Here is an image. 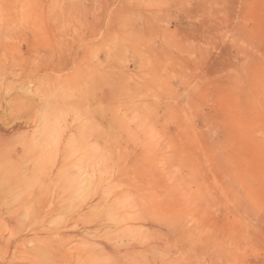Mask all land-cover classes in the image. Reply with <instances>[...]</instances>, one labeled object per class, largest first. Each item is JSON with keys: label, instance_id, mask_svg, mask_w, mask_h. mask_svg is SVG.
<instances>
[{"label": "rangeland", "instance_id": "obj_1", "mask_svg": "<svg viewBox=\"0 0 264 264\" xmlns=\"http://www.w3.org/2000/svg\"><path fill=\"white\" fill-rule=\"evenodd\" d=\"M45 116L84 195L0 197V264H264V0H0V130Z\"/></svg>", "mask_w": 264, "mask_h": 264}, {"label": "bare ground", "instance_id": "obj_2", "mask_svg": "<svg viewBox=\"0 0 264 264\" xmlns=\"http://www.w3.org/2000/svg\"><path fill=\"white\" fill-rule=\"evenodd\" d=\"M52 91V90H49ZM52 92H50L49 94V98L47 97L48 100H50L49 102H52V97L51 94ZM58 102V101H57ZM60 110L62 111V114L65 113V109L67 107V101L65 98H61L59 100V105ZM50 107H52V105L50 104ZM59 115V114H58ZM43 117V116H41ZM38 120V119H37ZM51 119H48V116H45L43 120H40L41 126L43 125V129L40 131V129H38L37 131H34L31 139L30 138H26L25 135L22 136V138L20 140L18 136H16V134L19 133L18 129L19 126L16 125L15 126V130L14 131H5L4 129L0 130V197L7 195L11 192H21V190L23 188L27 187V191L26 193H30L31 195L26 199V203L31 202L35 197L36 198H41L40 196H35L36 192L33 191H40L42 192L44 195L46 193H48L49 191L53 192L55 191H66V188L68 189V195L63 196V199H61L60 202H62V205H66L70 202H72L73 200H77L79 197H81L82 195H84V191H81L80 189L76 190V189H72L73 186H71L70 189V182L67 181V179L69 178V176L67 175V173L65 172V166L67 165V157H66V150H67V146L66 143L64 144V142H61L60 144H56L54 143V141L52 140V135H51V129H52V123L50 122ZM3 128V127H2ZM68 128V124L66 122V120L64 119L63 122V127H60V129H56L58 134L62 135L63 138H65V132L67 131ZM21 132V131H20ZM44 140V142L42 143L41 140ZM20 141H22L21 146L19 147V143ZM23 150V152L25 154H21V151ZM59 150L60 153V161H61V166L62 167L61 170H57L55 173L53 171V168H49L50 165H48V163L53 159V155L56 151ZM22 152V153H23ZM21 156L23 157V159H21ZM26 161L27 164H30L33 166L32 171L30 172V175H40L43 174L45 175V173L48 172L47 169H51V172L53 174V177L55 175V181L54 178H52V181H44L41 180V178H37L35 180V184L31 185V184H25L22 180L19 174H16L15 176H12L13 179L12 180H5V176H6V169H11L14 170L13 167L15 165H19V163ZM52 164V163H51ZM25 165V164H24ZM58 167V166H57ZM18 169V168H16ZM56 169V168H55ZM17 172V170H16ZM9 173V172H8ZM13 173V172H12ZM19 173V172H18ZM26 173V172H25ZM24 173V174H25ZM5 174V175H4ZM9 177V176H8ZM34 181V180H33ZM30 186V187H28ZM21 188V189H20ZM74 188V187H73ZM20 189V190H19ZM54 189V190H53ZM18 190V191H17ZM62 192V193H63ZM38 193V192H37ZM49 194V193H48ZM46 194V195H48ZM51 194V193H50ZM60 194V193H59ZM52 195V194H51ZM56 195V194H55ZM58 195V194H57ZM18 195L15 194L13 196V201L10 203L13 204H17L19 202V198L17 197ZM54 196V195H53ZM59 196V195H58ZM79 196V197H77ZM96 196V195H95ZM57 197V196H56ZM53 198V197H52ZM62 198V196H61ZM54 199V198H53ZM95 199V198H94ZM97 199V198H96ZM95 199V201H96ZM59 201V200H58ZM98 201V200H97ZM43 202V201H42ZM55 202V201H54ZM100 203V202H99ZM52 204V203H50ZM56 204V203H55ZM93 204V203H92ZM98 204V202L96 203ZM42 205V203H40L38 206ZM95 208L96 205L93 204ZM38 206H36V204L34 203L31 207V210L33 212L34 208H37ZM60 206V204H59ZM54 207V206H53ZM58 207V204H57ZM56 208V207H55ZM54 208V209H55ZM64 208V207H63ZM98 209V208H97ZM96 209V211H97ZM56 210V209H55ZM60 210V209H59ZM93 210V209H92ZM65 212V211H64ZM63 212V213H64ZM89 212V211H88ZM91 212V211H90ZM95 212V210L93 211V213ZM92 214V213H91ZM97 214V212L95 213ZM60 216V215H59ZM88 216V215H87ZM16 219V218H15ZM19 220V219H18ZM53 222V221H52ZM14 223V222H13ZM21 228V227H20ZM47 229V228H46ZM20 230V229H19ZM18 230V231H19ZM33 230V229H32ZM17 232V230H15ZM24 234V233H22ZM20 235V234H19ZM34 236V235H33ZM37 237V236H36ZM28 238V237H27ZM26 238V239H27ZM31 238V237H30ZM29 238V239H30ZM22 237L19 239L21 240ZM23 240V239H22ZM5 241V240H3ZM24 241V240H23ZM18 242V241H17ZM16 242V243H17ZM19 244V242H18ZM17 244V245H18ZM21 244V243H20ZM45 245V248H43V252L40 253L41 255L40 257V263H48V262H57V264H63L66 260V255L64 252H62L61 250H58L57 248H53L52 244L50 242H44L42 243ZM225 244V243H224ZM234 244V243H233ZM14 245V244H13ZM36 245V244H35ZM39 245V244H38ZM24 246V245H23ZM28 246V245H27ZM57 247L59 245H56ZM241 246V245H239ZM18 247V246H17ZM216 247V246H215ZM59 248H61L59 246ZM110 248V247H109ZM217 248V247H216ZM220 248V247H219ZM242 248V247H241ZM37 249V245L35 247L32 248V250H36ZM42 249V247H41ZM220 250V249H219ZM242 251V250H241ZM263 251V250H262ZM259 252V251H258ZM216 253V252H215ZM233 253V252H232ZM231 253V254H232ZM239 254V251L237 252ZM244 253H247L244 251ZM261 253V252H260ZM262 255V254H261ZM14 256V255H13ZM229 259V258H228ZM264 259V258H263ZM231 260V259H230ZM236 260V258H235ZM234 261V260H233ZM245 261V259H244ZM243 261V262H244ZM261 261V260H260ZM209 262V261H208ZM239 262V261H238ZM246 262V261H245ZM264 262V261H263ZM210 263V262H209ZM229 263V262H228ZM237 264V262H234V264ZM241 263V262H239ZM259 263V262H258ZM261 263V262H260ZM6 264H15L12 259L8 260ZM85 264H90V263H85ZM208 264V263H207ZM262 264V263H261Z\"/></svg>", "mask_w": 264, "mask_h": 264}]
</instances>
